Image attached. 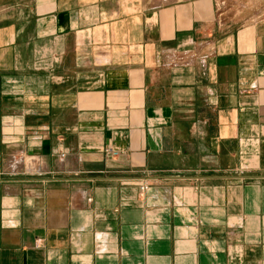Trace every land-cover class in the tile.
Returning a JSON list of instances; mask_svg holds the SVG:
<instances>
[{"label": "crops", "instance_id": "obj_1", "mask_svg": "<svg viewBox=\"0 0 264 264\" xmlns=\"http://www.w3.org/2000/svg\"><path fill=\"white\" fill-rule=\"evenodd\" d=\"M0 264H264V0H0Z\"/></svg>", "mask_w": 264, "mask_h": 264}, {"label": "built area", "instance_id": "obj_2", "mask_svg": "<svg viewBox=\"0 0 264 264\" xmlns=\"http://www.w3.org/2000/svg\"><path fill=\"white\" fill-rule=\"evenodd\" d=\"M106 150L108 152H111V153H114V154H118L119 153L118 150L112 149L110 147H107ZM149 186H150V184L148 182H144V183L140 184V190H141V192L146 191L149 188Z\"/></svg>", "mask_w": 264, "mask_h": 264}, {"label": "rangeland", "instance_id": "obj_3", "mask_svg": "<svg viewBox=\"0 0 264 264\" xmlns=\"http://www.w3.org/2000/svg\"><path fill=\"white\" fill-rule=\"evenodd\" d=\"M255 2V0H253V3ZM240 9V7H237V10Z\"/></svg>", "mask_w": 264, "mask_h": 264}]
</instances>
